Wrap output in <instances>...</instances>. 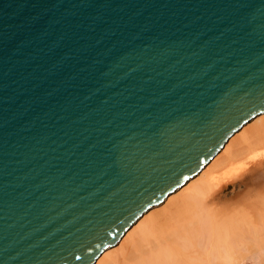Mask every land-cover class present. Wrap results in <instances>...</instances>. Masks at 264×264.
Wrapping results in <instances>:
<instances>
[{
    "label": "water",
    "instance_id": "95a60500",
    "mask_svg": "<svg viewBox=\"0 0 264 264\" xmlns=\"http://www.w3.org/2000/svg\"><path fill=\"white\" fill-rule=\"evenodd\" d=\"M264 113V0H0V264H92Z\"/></svg>",
    "mask_w": 264,
    "mask_h": 264
},
{
    "label": "bare ground",
    "instance_id": "6f19581e",
    "mask_svg": "<svg viewBox=\"0 0 264 264\" xmlns=\"http://www.w3.org/2000/svg\"><path fill=\"white\" fill-rule=\"evenodd\" d=\"M249 121L178 194L163 199L162 210H150L161 203L150 207L92 264H261L264 200L236 210L221 199L226 185L264 171V113Z\"/></svg>",
    "mask_w": 264,
    "mask_h": 264
},
{
    "label": "rangeland",
    "instance_id": "374dc122",
    "mask_svg": "<svg viewBox=\"0 0 264 264\" xmlns=\"http://www.w3.org/2000/svg\"><path fill=\"white\" fill-rule=\"evenodd\" d=\"M250 124H252L251 121H249L248 123L243 125V127L247 126L246 128H248V126ZM238 132L239 131L235 132L232 136H234ZM218 154H219V152H218ZM249 176H246L243 179L240 178L241 180L239 178H237L236 181L233 182V184L226 185L225 188L223 189L221 199L232 201L233 206H231V208L233 207V209H236V210L240 209L241 210L242 208L246 207L247 209H250L251 206H253V204L255 202H257V200H264V171H263V168H258L256 172H254L253 174H251ZM194 178L195 177H193V179ZM193 179H190L189 181H191ZM175 193H177V191H175ZM173 194H171V195L174 196ZM177 194H175V196H177ZM163 207H164V203H161L160 205H158V206H156L150 210H151V212L152 211L153 212L154 211L159 212V210H162L161 208H163ZM150 210L147 211L146 213L150 212ZM146 213H144L142 216H144ZM118 243L116 245H114L112 248H114L115 246L117 247ZM245 264H251V263L249 261H247V262H245ZM261 264H264V261H262Z\"/></svg>",
    "mask_w": 264,
    "mask_h": 264
}]
</instances>
